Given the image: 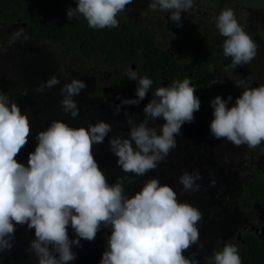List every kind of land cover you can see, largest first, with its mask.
<instances>
[{
    "label": "clouds",
    "instance_id": "1",
    "mask_svg": "<svg viewBox=\"0 0 264 264\" xmlns=\"http://www.w3.org/2000/svg\"><path fill=\"white\" fill-rule=\"evenodd\" d=\"M133 0H76L68 8L69 21L82 16L93 30L118 28V16ZM194 7V0H148L152 12L170 13L169 19L182 27V12ZM215 27L224 38V57L231 59L226 71L250 64L257 56L258 45L244 30L235 11L225 8L214 17ZM23 38L30 39L24 28L11 34L9 46ZM130 81H136V99L122 100L121 106H138L153 84L147 76H139L131 67L125 69ZM249 77L235 86L241 94L229 107L233 97L216 96L211 101L213 119L209 125L211 137L226 140L235 147L255 149L264 143V84L252 87ZM60 86L59 101L63 112L75 119L80 114L79 96L87 85L80 79L63 83L51 76L35 89ZM196 87L189 78L173 80L167 87H158L144 107V120L125 112L129 132L127 138L115 135L109 140V150L117 157L116 165L123 173L136 177L156 170L176 148V136L185 123L194 121L200 110ZM119 99V97H117ZM163 119L165 123L155 126ZM112 126L102 120L87 127H72L62 121H52L36 134V147L28 154L27 166L17 157L28 144L31 124L28 115L16 102L0 91V252L10 251L16 226L34 229V239L27 251L37 264H70L76 259L73 246L80 241H93L101 228H108L107 246L99 264H201L196 259L204 249L200 243L198 224L202 212L188 202H180L177 192L158 178L147 179L141 189L129 196L123 177L109 184L94 156V146L102 144ZM212 175V173H209ZM204 177L198 170L184 171L178 183L183 192L200 191ZM211 179L208 187L214 188ZM207 191V189H205ZM71 227L75 239L69 238ZM220 243V242H218ZM209 257V264H242L238 247L222 242ZM193 245L198 251L185 256Z\"/></svg>",
    "mask_w": 264,
    "mask_h": 264
},
{
    "label": "trees",
    "instance_id": "2",
    "mask_svg": "<svg viewBox=\"0 0 264 264\" xmlns=\"http://www.w3.org/2000/svg\"><path fill=\"white\" fill-rule=\"evenodd\" d=\"M145 3L148 4V0H133L128 5L131 7L128 17L119 14L118 28L93 30L82 16H76L71 21L67 19L66 11L70 7H76V0H0V29L7 36V44L11 34L19 28H24L30 37L27 41L21 38L11 46L8 44L4 54L7 58L14 57L15 61L8 58L9 64L13 63L8 71V67L4 65L7 58H3L0 75H9L8 78L12 81L9 92L3 93L9 94L10 100L16 102L30 119L33 151L37 143L36 134L45 130L52 121L86 128L89 123L94 125L102 120L112 126V131L102 144L94 146L93 151L109 184H114L112 176L122 170L116 165L118 158L109 150V140L121 134L127 138L129 125L125 112L138 117L134 121L137 125L144 120L143 109L152 99L151 92L162 74L172 79L177 76L183 79L187 77L193 85H201L203 81L202 85L206 89L215 80L214 70L222 79H229L231 73L225 69L231 59L223 55L224 38L216 29L214 20L225 8L233 9L244 30L256 37V65L246 64L243 67L256 77L254 82L259 78L263 79L257 76L264 75V71L261 72L264 67V0H194V7L181 13L182 27L179 28H168V25L161 28L154 21L142 19L143 15L153 17L152 12L147 15ZM159 32L164 34L160 35ZM177 54H182L183 62H179ZM131 64H136L139 76H147L153 81L152 88L138 106H121L119 114L114 115L115 107L120 106L122 100L136 99V83L128 80L125 74V69ZM88 66L95 71H117L119 75L110 84H102L90 75L83 76ZM53 75L61 80V86L73 78L80 79L87 85L74 98L80 109L77 118L73 119L63 112L59 104L62 99L60 86L45 89L43 93L35 91L37 86ZM205 107H209V103ZM212 111L210 108L204 112L211 115ZM164 123L163 119H159L155 126ZM194 129V126L181 127L180 135L176 136V148L160 164L158 172L152 170L143 177L125 173L120 175L124 179L127 194L131 196L141 189L147 179H159V173L165 174L160 181L162 184L164 178L167 180L168 177L170 182L171 177L182 175L185 168L189 173L198 170L204 177L202 181H198L202 185L201 190L181 192L183 202H188L202 212L203 219L198 224L199 235L202 236L201 243L210 248L214 244L209 237L215 232V237L223 240L224 237H230L229 234L245 229L244 221L253 218L256 213L254 203L264 210V180L252 181L250 177L234 172L227 184L219 185V176L201 172L199 162L203 160L209 163L213 160L215 144L210 137L196 136ZM170 161L178 165V161H184V165L180 164L182 172L169 173ZM211 179L216 180L214 188L208 187ZM232 242L238 247L242 264H264V239L247 233L243 244L235 237ZM94 246L104 248L107 240L98 241ZM83 247L84 245L74 250L83 252ZM14 248L10 253L0 252V264H22L20 260L23 256L15 255L17 247ZM220 248L222 246L216 250ZM183 254L189 256L186 251ZM34 261L37 262L36 259ZM34 261L28 258L24 264H32ZM199 261L201 264H209L208 258Z\"/></svg>",
    "mask_w": 264,
    "mask_h": 264
},
{
    "label": "flooded vegetation",
    "instance_id": "3",
    "mask_svg": "<svg viewBox=\"0 0 264 264\" xmlns=\"http://www.w3.org/2000/svg\"><path fill=\"white\" fill-rule=\"evenodd\" d=\"M170 30V29H169ZM160 35H163L164 33H160ZM176 57L179 58V62H183L184 60H181L182 54H177ZM89 67V66H88ZM129 67H131L132 70H136V64H131ZM92 67H89L88 69L85 68L83 76H91V78L95 79L97 82L102 84H110L119 74L117 71H114L113 73L109 72L108 70L104 71H95L91 69ZM215 71V80L211 81L210 84L207 86V89L204 88L203 81L201 82V85L196 84L193 85L196 87L195 95L200 99L201 107L200 110L197 111L199 114H194V121L192 123H185L182 127L188 128V126H194L195 131L197 132L196 136L200 137H207L203 133H198L199 130L204 131L205 134L210 135V128L209 125L211 123V120L213 119L212 113L211 115L205 114V110H209L211 108V103L216 96H221L224 99H227L229 95L233 97V100L230 102L229 107L234 106L235 99L238 98L241 94V89L237 88L235 86V82L241 78H247L249 77L251 82L254 84V87H258L261 83V79L259 78L258 81L254 82L256 79L255 76H253L252 72L249 70H245L243 66H238L236 69H233L230 71L229 79L227 80L226 77H223V79L220 77V74ZM229 72V71H228ZM263 77V76H257ZM173 80H183L182 77L177 76L176 78H170L166 76L165 74H162L159 78V82L157 83V86L153 88L151 92V98L154 96L155 90L162 86L167 87L170 85L171 81ZM134 84L137 82L132 81ZM152 88V87H151ZM150 88V89H151ZM209 103V107H205V104ZM188 136V135H187ZM171 153V152H170ZM215 155L213 160L211 162H206L201 160L199 162V169L201 172H205L206 174L212 173L215 176H219L218 179L219 185L227 184L229 181V178L233 177L234 172H237L238 174L242 173L246 175L247 177H250L252 181L255 180H264V143H262L260 146H258L255 149H248L246 146H241L239 148L232 145L230 142L226 140H217L215 139ZM182 165L185 164L184 161L181 162ZM178 166V167H177ZM182 166L173 163L172 161L168 164V172L169 173H178L182 172L181 169ZM185 171L186 168H185ZM221 174H224L221 176ZM227 175V176H225ZM181 175L178 174V176L171 177V181L167 183L170 187H173V189L180 193V196L178 198L183 199L182 195V185L178 183V179ZM255 204V203H254ZM253 204V205H254ZM254 207V206H253ZM263 210V209H262ZM264 211V210H263ZM253 218H249L248 220L244 221L245 229L242 227V231H238L233 234H229L230 237H235L236 240L241 241V243H244V238L246 237L247 233H251L254 236L258 238L264 239V220L260 219V215L256 209V213L252 216ZM253 220V221H252ZM252 221V222H250ZM248 228V229H247ZM111 234V230L108 228H101V230L97 233L96 238L89 242L85 241V243L81 242V245H84V249H90L94 246V243H97L100 241L99 239L103 238L102 241L106 240V237ZM229 237V236H228Z\"/></svg>",
    "mask_w": 264,
    "mask_h": 264
},
{
    "label": "rangeland",
    "instance_id": "4",
    "mask_svg": "<svg viewBox=\"0 0 264 264\" xmlns=\"http://www.w3.org/2000/svg\"><path fill=\"white\" fill-rule=\"evenodd\" d=\"M142 1L143 0H140V2H142ZM144 6H145L146 11H148L147 15H150V14L153 13V17H149V16H146V15H143L144 18H142V19H149L148 21H154L156 23V25L160 26L161 28H165L166 25H168V28H173L174 26H176V24L169 19L170 13H163V12H160V11L152 12V11H150L148 9V4L145 3ZM150 12H152V13H150ZM128 13H131V7L130 6H127L126 10L124 12L120 13V15H125V16L128 17ZM77 16H79V15H77ZM166 34L169 35L168 33H166ZM251 38L256 42V37L254 35H251ZM7 47H8L7 36L0 29V63L1 64H3V58H7L5 56V54H4ZM8 58L13 60V61H15L14 57H8ZM8 58H7V60H6L4 65H6V68L8 67V71H9L10 67L12 68L13 63L11 62L9 64ZM97 65L100 66L99 63ZM250 65L254 66V65H256V62L253 60L250 63ZM257 70H260V69L258 68ZM262 71H264V67L262 68L261 72ZM8 76H6L4 74L0 75V91H2V92H5V91L9 92V89H10L9 86L12 84V81L9 80ZM260 84H264V79H261V83ZM198 133L199 134L203 133L207 137H210L211 140H212V143L215 144V139L211 137V134L210 135L205 134L204 131H201V130H199ZM33 147H34V142H32V137H29L28 144L20 152L19 156L17 157V161L19 163H22L25 166H27L28 154L30 152H33V149H34ZM185 151H186V149L182 150V154H184ZM180 153H181V151H180ZM178 162H179V165H180L182 161H178ZM157 170H160V165L158 166L156 171ZM120 174H123V172L121 171V172H119V174L115 173L112 176V180L114 182H116V178L117 177H122ZM159 174H160L159 175V180L161 181L162 177H164L163 175H165V174L164 173H159ZM167 183H168V177H167V180H165V178L163 179L162 185L163 184H167ZM177 194H178V197H179L180 193L178 191H177ZM179 200H180V202H183V199L179 198ZM68 232H69V238L70 239H75L76 238L74 233H73V231H72V229H71V227H69ZM215 234H216V232L211 237H209L210 238V242L213 243L214 245L212 247H210V248L204 246V249L199 252L198 256H196L197 260L198 259L201 260V259H204V258L211 257L212 254H213V251L216 250V248H219V247L223 246L222 242L233 243L232 242V238L233 237H224L223 240H220L217 237H215ZM199 236H200V243H201L202 242V236L201 235H199ZM34 238H35L34 237V229L33 230H29L27 228V225L16 226L15 237H14V240L12 241V243H13V248H14V246L17 247V251L15 252V255H22L23 256L22 259L20 260L22 264H24L25 259L30 258V260H32V261H34L36 259L34 255H31L27 251L30 242ZM101 239L103 240L104 236ZM101 239H99L100 242H103ZM85 241L86 240H81L80 243L81 242L85 243ZM218 242H220V243H218ZM74 248H78L79 249L80 247L73 246L72 251L76 254V259L71 261L70 264H99V262H100V260L102 258V253L106 249V247L97 248V246H93L90 249H81V250H84L83 252H81V251L76 252L74 250ZM197 251H198L197 246L193 245L186 252L190 256L191 253H194V252H197ZM9 253H10V251H9ZM29 255H31V256H29ZM32 264H37V262L35 263V261H34Z\"/></svg>",
    "mask_w": 264,
    "mask_h": 264
},
{
    "label": "water",
    "instance_id": "5",
    "mask_svg": "<svg viewBox=\"0 0 264 264\" xmlns=\"http://www.w3.org/2000/svg\"><path fill=\"white\" fill-rule=\"evenodd\" d=\"M254 208L257 209L259 215H260V219L264 220V211L261 209L260 205L258 204H254Z\"/></svg>",
    "mask_w": 264,
    "mask_h": 264
}]
</instances>
